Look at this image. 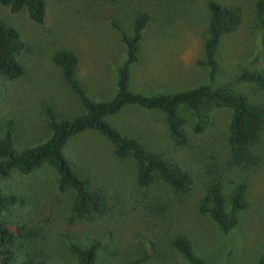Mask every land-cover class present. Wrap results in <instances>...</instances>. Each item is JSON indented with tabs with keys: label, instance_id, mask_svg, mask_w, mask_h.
I'll list each match as a JSON object with an SVG mask.
<instances>
[{
	"label": "rangeland",
	"instance_id": "374dc122",
	"mask_svg": "<svg viewBox=\"0 0 264 264\" xmlns=\"http://www.w3.org/2000/svg\"><path fill=\"white\" fill-rule=\"evenodd\" d=\"M208 1L172 0L167 5L158 0H47L42 26L34 24L26 11L12 13L0 5V21L18 30L26 44L20 56L23 76L7 81L0 75V140L11 124L14 148L21 151L41 144L50 135L48 107L58 120H71L84 113L52 61L59 51L76 55V78L92 101L114 99L126 50L112 24L131 34L133 21L140 14L150 15L151 20L143 33L138 61L130 70L132 92L151 96L209 85L239 92L264 109V87L239 78L246 69L264 71L260 40L264 37L257 29L256 0H218L242 6L244 15L240 28L222 39L214 79L211 70L200 64L209 20ZM180 115L188 128L192 113L182 110ZM108 122L152 150L158 149L156 143L167 141L163 117L157 112L129 106ZM229 122L230 110L215 108L211 125L193 139L197 150V167L192 169L194 187L181 203L163 184L139 187L134 164L115 159L108 142L94 132L74 138L65 148V156L80 175L84 170L92 185L102 188L110 199L109 209L98 219L83 220L73 215L74 192L58 189V174L52 168L45 166L31 176L11 173L1 182L2 192L25 203L8 208L1 220L20 232L26 229L37 234L32 241L19 240L13 264L27 256L49 264H76L70 244L86 247L92 242L102 245L99 264H130L143 254L151 255L146 264H189L173 248V240L180 235L190 240L195 255L207 264H256L264 250V135L258 147L261 159L253 171L242 174L238 169H228ZM213 164L225 169L222 191L227 202L234 187L246 183L247 206L227 236L197 211L205 192L204 170ZM169 202L172 205L166 208Z\"/></svg>",
	"mask_w": 264,
	"mask_h": 264
},
{
	"label": "trees",
	"instance_id": "16d2710c",
	"mask_svg": "<svg viewBox=\"0 0 264 264\" xmlns=\"http://www.w3.org/2000/svg\"><path fill=\"white\" fill-rule=\"evenodd\" d=\"M120 2L122 0H112ZM167 4L172 0H158ZM2 7L12 13L26 11L29 19L42 26L46 20L47 0H0ZM209 20L204 41V59L200 63L211 70V79L217 73V54L225 35L237 31L243 21V8L235 4H222L218 0L207 2ZM258 31L264 37V0H256ZM151 20L150 15H138L132 24L131 34L113 23L120 41L126 50V61L118 71L117 93L109 102L92 101L76 78L78 59L70 51L57 52L52 61L62 72L63 79L84 107V113L71 120H58L48 107L50 135L41 144L17 151L13 145L12 126L9 124L5 136L0 140V264H13L16 260L19 240H34L33 230L10 227L1 220L8 208L24 204L16 195L4 196L1 182L11 173L31 176L45 166L58 174V189L71 190L75 195L72 210L76 218L93 221L102 217L109 209L110 199L102 188L92 185L87 173L80 175L65 156V148L81 134L94 132L103 137L111 147L113 156L119 161H129L135 166V180L139 187L149 188L163 184L183 202L194 187L196 168L194 156L197 150L192 141L205 133L212 123L215 108L230 110L228 137V169H238L248 174L258 165L261 157L258 147L264 135V109L232 89L212 88L202 85L194 89L172 94L145 95L130 90L131 67L138 61L139 46L143 33ZM261 45H264L260 37ZM263 40V41H262ZM25 42L18 30L0 21V75L7 81L19 79L24 74L20 61ZM242 82L264 87V71L246 69L239 74ZM129 106L160 113L165 124L167 141L158 142V149H150L137 138L125 135L113 127L108 118L119 114ZM192 113L193 121L186 128L180 112ZM141 139V138H140ZM69 143V144H68ZM198 149V148H197ZM225 166V167H226ZM224 168L219 164L207 165L204 170L205 192L198 202V213L208 216L223 235H229L238 224L239 214L246 208V183L237 184L229 202L223 196L222 178ZM183 198V199H182ZM166 204V208L171 207ZM28 241V242H29ZM27 242V243H28ZM101 243L92 242L82 247L71 243L70 249L76 257V264H99ZM173 248L189 264H207L195 255L192 244L185 236H176ZM151 255L143 254L130 264H146ZM17 264H49L47 261L27 256ZM256 264H264V250Z\"/></svg>",
	"mask_w": 264,
	"mask_h": 264
}]
</instances>
